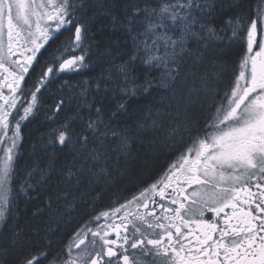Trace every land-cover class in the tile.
Segmentation results:
<instances>
[{"label":"snow or ice","instance_id":"obj_1","mask_svg":"<svg viewBox=\"0 0 264 264\" xmlns=\"http://www.w3.org/2000/svg\"><path fill=\"white\" fill-rule=\"evenodd\" d=\"M218 7L217 0H159L151 7L133 5L122 19L106 13L114 28L126 30L133 52L127 61L116 65V72L125 80L121 88L125 99L110 118L105 119L101 108L96 107V118L89 116L83 131L74 133L70 129L76 117L55 130L52 142L60 146L72 145L75 150L79 142L81 151L76 156L81 161L80 171L98 169L93 174L106 178L110 154L127 155L133 134L148 127H167L168 138L173 141L190 135L189 109L202 93L216 92L209 88L207 74L200 77L199 87L182 80V65L193 55L190 41L204 50L196 53L199 60L212 50L214 42L226 39L231 43L242 38L245 47L232 83L217 97L204 127L191 137L189 146L165 176L127 203L94 215L74 232L63 254L49 258L45 249L50 241L46 237L37 233L38 240L33 243L32 238H22L15 229L7 248L0 251L11 248L19 257L17 264H264V0H259L251 18L246 20L237 12L225 18L223 26L216 23ZM96 9L90 0H0V227L9 220L15 206L13 178L19 120L33 112L37 94L50 78L86 67V42L91 39L90 20L95 18ZM62 28L72 34L57 50L60 55L53 63L41 68L37 54ZM137 59L159 72L132 88L127 81L135 79L132 73ZM214 68L213 80L218 82L225 68L215 63ZM25 77L33 81L31 88L24 83ZM154 89L162 90L159 96L167 100L163 111L153 113L149 109L135 127L114 126L118 114L128 115L127 99ZM26 92L30 102L20 104L23 115L17 112L19 120L13 118L14 132L10 136L9 118ZM63 104L64 100L59 99L54 111L60 112ZM92 144L96 146L90 148ZM74 175L69 169V178ZM167 189H171L167 204L157 205L162 210L157 215L156 208L149 209V201L155 204L154 196L163 201ZM19 190L24 191V187ZM68 195L64 194L63 199L72 207ZM46 207L54 210L51 200ZM141 208L148 211L142 213ZM40 211L37 208V213ZM206 213L215 218L223 213V226L212 217L204 219ZM102 218L104 223L93 226ZM113 232L115 238L109 239ZM25 248L29 249L27 253Z\"/></svg>","mask_w":264,"mask_h":264},{"label":"trees","instance_id":"obj_2","mask_svg":"<svg viewBox=\"0 0 264 264\" xmlns=\"http://www.w3.org/2000/svg\"><path fill=\"white\" fill-rule=\"evenodd\" d=\"M90 2L96 5L97 9L95 18L90 20L91 39L86 42L89 45L86 48V67L73 73H59L54 79L50 78L45 88L37 94L38 103L32 117L22 125L21 152L13 182V188L16 190L15 206L0 232L3 236L0 248H7L15 229L21 232L22 238H32L33 243L38 240L37 233L39 237H46L50 241L45 249L50 253L49 258L63 254L65 245L74 232L92 220L94 215L125 203L153 183L189 145L191 137L204 127L205 117L216 103L217 97L222 96L230 87L239 56L245 47L242 38H236L231 43L226 39L219 40L214 42L211 51L205 52L198 60L196 53L204 50L196 42L190 41L189 47L193 55L182 65V80L189 86L195 84L199 87L200 77L207 74L209 88L216 89L214 93H202L196 104L189 109L190 135L179 136L173 141L168 138L167 127L155 130L148 127L134 133L129 153L127 155L111 153L106 165L108 176L105 178L101 174L97 177L93 173L98 169H93L92 172L86 169L79 170L81 161L76 156V153L81 151L79 142L75 150L72 145L62 147L52 142L55 130L76 117L72 120L70 129L74 133H79L84 130L89 116L92 119L96 118V107H100L104 118L108 119L117 104L123 102L125 97L121 88L125 80L116 72V65L129 59L133 45L126 30L119 26L114 28L111 16L106 13L111 12L122 19L126 12L131 11L133 5L151 7L159 0H90ZM217 3L220 7L216 11V23L223 26V20L237 12L243 14L246 20L251 18L259 0H217ZM100 5L104 7L101 8ZM227 35L230 36L231 33L228 32ZM58 41L59 39H56L51 47L46 48L47 51L45 49L42 52L39 58L41 68L45 64L51 65L60 55L57 51L60 48ZM214 63L225 68L218 82L213 80ZM134 67L132 75L135 79L127 81L128 86L132 88H137L146 76L155 78L159 72L139 59L134 62ZM32 83L33 81L28 80L29 88L32 87ZM159 91L162 90H150V93L127 99L128 115L118 114L114 126L135 127L137 120H142L149 109L153 113L157 109L163 111L167 100L160 98ZM25 98H28L27 92ZM59 99H63L64 104L60 112H55L54 105ZM80 117H83V120ZM168 122L165 119L164 123ZM95 146L92 144L90 148ZM69 169L76 175L69 178ZM20 186L24 187V191L19 190ZM64 194H70L68 200L72 207L66 205ZM50 200L54 210L46 207ZM37 208L41 209L39 213ZM40 243L43 246V242ZM28 250L25 248L24 252L27 253ZM18 259L17 253L11 248L0 251V264H17Z\"/></svg>","mask_w":264,"mask_h":264},{"label":"flooded vegetation","instance_id":"obj_3","mask_svg":"<svg viewBox=\"0 0 264 264\" xmlns=\"http://www.w3.org/2000/svg\"><path fill=\"white\" fill-rule=\"evenodd\" d=\"M72 33H69V32H66L63 28L61 29V31L59 32V33H56L55 34V36L53 37V39L52 40H49V42H48V44H46L45 46H44V48L42 49V52L47 48V47H49L52 43H53V41H55L56 40V37L58 36L59 37V41H58V45L60 44V48L64 45V43L66 42V40H67V38H68V36H70ZM42 52H40L38 55H37V60L39 61V58L41 57V54H42ZM15 58V57H14ZM51 59L49 60V63H51ZM36 67V62L34 61L33 62V68H35ZM74 71H65V72H61V73H73ZM29 75L31 76L32 75V71H31V69H30V72H29ZM28 77H25V84L27 85V83H28ZM5 93L7 94V89H5ZM189 146V145H188ZM180 155V154H179ZM178 155V156H179ZM178 156L169 164V166L167 167V169L153 182V183H156L157 181H159V180H161L164 176H165V174L167 173V171H168V169H169V167H170V165L171 164H173V163H175L176 162V160H177V158H178ZM153 183H151V184H153ZM150 184V185H151ZM149 185V186H150ZM149 186H147L146 188H144L143 190H141V191H144L145 189H147ZM195 187V186H194ZM191 190L192 189H189L188 191L189 192H191ZM140 191V192H141ZM139 192V193H140ZM171 192V189H167L166 190V195H165V199L162 201V200H160V198H159V196H154L153 197V200L155 201V204H153L151 201H149V209H152V208H156V212H157V215H159L160 214V212L162 211L161 209H159L158 207H157V205L158 204H160V203H164V204H167V200H168V194ZM139 193H137L135 196H138L139 195ZM134 197V196H133ZM132 197V198H133ZM131 198V199H132ZM130 200V199H129ZM125 203H127V201L125 202ZM118 207V206H117ZM129 208H130V210H134L133 209V206H129ZM139 211L140 212H142V213H144V212H147L148 211V209H144V208H141V209H139ZM225 212H231V209H225ZM223 213H221V217L220 218H215L214 217V215L212 214V213H206L205 214V216H204V219H209L210 217H212L213 219H216L217 220V222L221 225V226H223ZM149 219H151V217H149ZM115 222L118 224V223H120V220H119V214H117V217H116V220H115ZM98 223H104V220H103V218L101 219V221H99ZM193 227H195V225H193ZM184 231H187V229H185ZM115 238V233L113 232V234L111 235V236H109V239H114Z\"/></svg>","mask_w":264,"mask_h":264},{"label":"rangeland","instance_id":"obj_4","mask_svg":"<svg viewBox=\"0 0 264 264\" xmlns=\"http://www.w3.org/2000/svg\"><path fill=\"white\" fill-rule=\"evenodd\" d=\"M43 49V48H42ZM42 49L40 50V52H42ZM26 54H30V53H26ZM39 54V53H38ZM37 54V55H38ZM30 102V98H25L24 100H22L20 103H18V105H17V109L16 110H14L13 111V113H12V117H10L9 118V120H10V127H9V129H8V133H9V135L11 136L12 134H13V132H14V123H13V118H15L16 120H19V117L17 116V112H19L20 113V115H23V111H22V109H21V107H20V104H23V103H25V102ZM33 113H34V109H33V112L26 118V119H24V120H19V123H20V138H19V140H18V147H17V149H16V151H17V157H16V160L18 161V158H19V154H20V152H21V139H22V134H21V128H22V125L25 123V122H27L31 117H32V115H33ZM16 175V174H15ZM14 178H15V176H14ZM14 178H13V182H14ZM99 222V221H98ZM98 222H93V226H95V224H97ZM3 229V227H0V232H1V230Z\"/></svg>","mask_w":264,"mask_h":264}]
</instances>
